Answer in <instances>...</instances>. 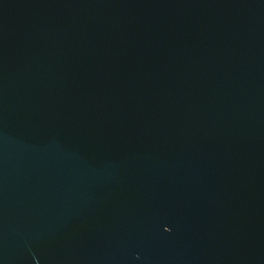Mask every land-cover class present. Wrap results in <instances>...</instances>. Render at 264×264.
<instances>
[{"label": "water", "instance_id": "water-1", "mask_svg": "<svg viewBox=\"0 0 264 264\" xmlns=\"http://www.w3.org/2000/svg\"><path fill=\"white\" fill-rule=\"evenodd\" d=\"M0 264H264V0H0Z\"/></svg>", "mask_w": 264, "mask_h": 264}]
</instances>
